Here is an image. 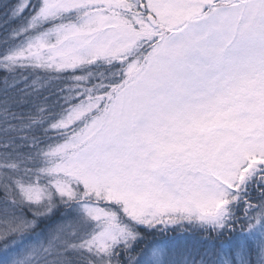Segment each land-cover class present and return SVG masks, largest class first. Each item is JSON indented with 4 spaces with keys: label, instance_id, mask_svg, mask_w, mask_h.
I'll return each mask as SVG.
<instances>
[{
    "label": "snow or ice",
    "instance_id": "6c2138e0",
    "mask_svg": "<svg viewBox=\"0 0 264 264\" xmlns=\"http://www.w3.org/2000/svg\"><path fill=\"white\" fill-rule=\"evenodd\" d=\"M0 13V264H264V0Z\"/></svg>",
    "mask_w": 264,
    "mask_h": 264
},
{
    "label": "trees",
    "instance_id": "16d2710c",
    "mask_svg": "<svg viewBox=\"0 0 264 264\" xmlns=\"http://www.w3.org/2000/svg\"><path fill=\"white\" fill-rule=\"evenodd\" d=\"M0 14H2V13H0Z\"/></svg>",
    "mask_w": 264,
    "mask_h": 264
}]
</instances>
